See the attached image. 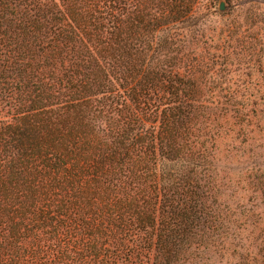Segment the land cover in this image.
I'll return each mask as SVG.
<instances>
[{
  "label": "trees",
  "instance_id": "16d2710c",
  "mask_svg": "<svg viewBox=\"0 0 264 264\" xmlns=\"http://www.w3.org/2000/svg\"><path fill=\"white\" fill-rule=\"evenodd\" d=\"M263 30L264 0H0V264H264L221 159Z\"/></svg>",
  "mask_w": 264,
  "mask_h": 264
},
{
  "label": "rangeland",
  "instance_id": "374dc122",
  "mask_svg": "<svg viewBox=\"0 0 264 264\" xmlns=\"http://www.w3.org/2000/svg\"><path fill=\"white\" fill-rule=\"evenodd\" d=\"M228 11L229 8L225 13ZM260 33L262 46L256 52L239 58L234 67L235 75L242 77L239 82H235V89L258 95L260 119L254 121L249 128L248 132L253 131L251 136L239 137L234 144L238 151L233 152V156L229 157L227 148L224 147L221 157L226 170L222 176L226 178L228 203L232 206H247L258 214L257 221L262 220L260 215L264 218V196L260 192L254 193L250 183L255 178L259 180L264 177V30ZM259 235L257 233L256 237ZM248 237L249 232L244 234V239L248 240Z\"/></svg>",
  "mask_w": 264,
  "mask_h": 264
},
{
  "label": "water",
  "instance_id": "95a60500",
  "mask_svg": "<svg viewBox=\"0 0 264 264\" xmlns=\"http://www.w3.org/2000/svg\"><path fill=\"white\" fill-rule=\"evenodd\" d=\"M228 10V5L226 2H221L220 6H219V11L222 13H225Z\"/></svg>",
  "mask_w": 264,
  "mask_h": 264
}]
</instances>
